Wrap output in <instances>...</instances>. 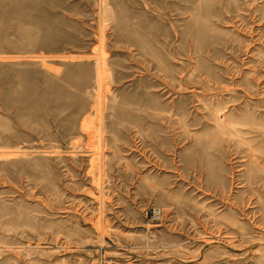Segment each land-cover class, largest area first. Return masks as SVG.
<instances>
[{
	"label": "rangeland",
	"instance_id": "374dc122",
	"mask_svg": "<svg viewBox=\"0 0 264 264\" xmlns=\"http://www.w3.org/2000/svg\"><path fill=\"white\" fill-rule=\"evenodd\" d=\"M149 261L264 264V0H0V264Z\"/></svg>",
	"mask_w": 264,
	"mask_h": 264
},
{
	"label": "built area",
	"instance_id": "2783aa9c",
	"mask_svg": "<svg viewBox=\"0 0 264 264\" xmlns=\"http://www.w3.org/2000/svg\"><path fill=\"white\" fill-rule=\"evenodd\" d=\"M153 211H154L155 213L159 214L160 211H161V208H160V207H155V208H153ZM125 264H127V263H125ZM146 264H161V263H159V262H157V261H149V262L146 263Z\"/></svg>",
	"mask_w": 264,
	"mask_h": 264
}]
</instances>
